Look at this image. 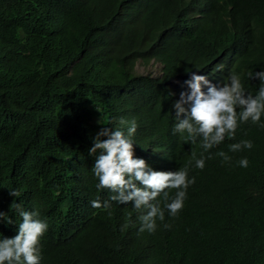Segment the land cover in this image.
I'll list each match as a JSON object with an SVG mask.
<instances>
[{"label":"trees","instance_id":"trees-1","mask_svg":"<svg viewBox=\"0 0 264 264\" xmlns=\"http://www.w3.org/2000/svg\"><path fill=\"white\" fill-rule=\"evenodd\" d=\"M209 6L224 17L217 28L186 0H0V212L13 219L0 220V239L18 233L15 200L48 225L40 264H264L259 125L241 123L234 139L204 153L203 170L189 165L195 183L183 210L172 218L165 209L154 233L140 231L132 203L98 191L92 171L93 137L102 127L127 136L132 120L134 155L154 170H179L192 151L199 158V138L193 144L173 132L172 105L190 91L192 72L218 87L234 72L246 94L258 93L260 81L248 73L264 71V0ZM151 60L160 76L135 73L138 61ZM242 140L253 148L230 151ZM94 200L111 207L94 208Z\"/></svg>","mask_w":264,"mask_h":264},{"label":"clouds","instance_id":"clouds-1","mask_svg":"<svg viewBox=\"0 0 264 264\" xmlns=\"http://www.w3.org/2000/svg\"><path fill=\"white\" fill-rule=\"evenodd\" d=\"M211 1L186 0L196 17L204 18L207 22L211 20L212 25L217 28L214 22L221 23L224 17H219L209 6ZM190 75L191 79L186 81L190 91L181 92L180 98L172 105L177 121L173 132L182 136L186 133L184 139L193 144L199 138V146L203 149L199 158L197 153L192 151L188 164L179 170H154L144 159L134 155L130 137L137 129L135 120L130 122L127 136L119 128L102 127L93 137V146L89 149V155H95L92 171L98 179L97 190L114 193L109 198L111 201L132 203L137 213H142L138 217L142 224L140 231L154 233L157 220H165V209L172 218H176L183 210L187 189L195 183V177L189 178L188 175L189 165L193 161L197 169L203 170L204 153H209L224 142L225 138L234 139L241 123L251 121L252 124L264 128V123H261V117L264 115V71L248 73L249 78L259 79L261 84L255 96L246 94L240 76L234 72L228 77V82L219 87L206 76L195 72ZM120 123L124 124L125 121L121 119ZM252 148L251 140H242L230 145L232 152ZM217 155L222 157L224 163L231 161V157L222 151ZM207 158L210 159L211 156ZM238 165L247 168L249 161L246 157L241 158ZM170 190H175V195L171 198ZM9 195L18 198L21 194L11 189ZM92 206L108 210L111 204L108 201L101 204L99 200H94ZM12 208L22 217V222L18 225V233L15 236L0 239V264H40L41 239L47 232L48 225L38 218V211H24L21 204L15 200L10 205V210ZM0 220L8 225L13 224V219L5 212H0ZM127 227L128 224L125 223L121 230ZM164 227L170 228L171 225L164 224Z\"/></svg>","mask_w":264,"mask_h":264},{"label":"rangeland","instance_id":"rangeland-1","mask_svg":"<svg viewBox=\"0 0 264 264\" xmlns=\"http://www.w3.org/2000/svg\"><path fill=\"white\" fill-rule=\"evenodd\" d=\"M134 71L138 75L160 76L161 65L153 61L148 64H143L138 61L134 67Z\"/></svg>","mask_w":264,"mask_h":264}]
</instances>
